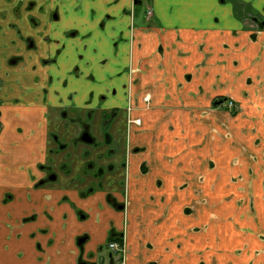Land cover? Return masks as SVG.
<instances>
[{
	"label": "crops",
	"instance_id": "1",
	"mask_svg": "<svg viewBox=\"0 0 264 264\" xmlns=\"http://www.w3.org/2000/svg\"><path fill=\"white\" fill-rule=\"evenodd\" d=\"M20 1L0 0V52L24 56L14 76L34 89L39 120L46 101L82 105L105 96L104 103H124L134 123L122 208L92 194L89 209L72 191L33 187L24 174L30 167L16 162L24 135L12 121L0 159L15 161L0 163L1 181L14 187V195H0V264H116L115 252L103 256L110 237L121 240L124 264H264V0ZM31 14L33 24H47L38 46ZM45 89L53 93L47 100ZM227 100L241 108L234 118H200ZM200 121L207 131L185 126ZM139 155L152 160L144 165ZM71 206L88 212L80 222L90 220L93 230L69 228L82 223Z\"/></svg>",
	"mask_w": 264,
	"mask_h": 264
},
{
	"label": "flooded vegetation",
	"instance_id": "2",
	"mask_svg": "<svg viewBox=\"0 0 264 264\" xmlns=\"http://www.w3.org/2000/svg\"><path fill=\"white\" fill-rule=\"evenodd\" d=\"M141 1L149 0H135V3L138 4ZM15 10L14 15H19V8L17 11ZM30 10L31 7H28L27 11L30 12ZM151 16L152 10L148 8L145 11L144 18L145 20H149ZM2 18H5L4 14ZM13 31L22 39L18 27H13ZM23 40L26 47H28L27 49H29L26 51H31L34 48L31 37ZM3 55L4 54L0 52V159L5 156L2 154V151L6 146V139L9 138V134L11 133V123L18 119L17 122H19V124H16L15 130L17 134L24 135V141L21 144L18 143L14 145L17 148L13 150L22 153L21 157H19L16 162L30 167L24 171V174L33 182V187L35 189L49 188L55 190V184L58 182L56 169H61L64 165L60 164L55 168L56 162L53 155H56L59 150L65 151L68 149V146H70L69 143L73 140V138L65 136L66 132L63 127L69 129L75 126L80 132L76 135L79 154L81 151H83L84 154L90 152L92 154L95 148L105 149L97 155V165L89 163L85 166L87 167L86 169L95 170V172H97L95 177L88 179L87 171L89 170H86L75 173V179H78L77 184L79 185L83 183L84 185L92 184L91 188H93V186H99V182H95V179H103L105 169H107V171L111 168L113 169V165L109 163V160H114L115 163H118L121 157L124 156L125 149H128V147L125 148L124 139L126 135L129 138L131 125L134 123L131 119L130 109L122 107L124 103L114 105L113 103H104L107 101L105 96H103L104 98L102 96L100 97V103H83L82 105H78L77 103H47L46 101V103H42L46 108V112L44 113L43 119L39 120L38 105L41 103H31L30 101V99L35 96L34 89H30L29 91L21 88L22 83L18 81V79L21 78L20 76L22 75L16 74L18 77L14 76V71L20 70L22 72L23 62L25 61L24 56L18 53L10 57H3ZM30 60L32 59L30 58ZM12 83L15 84L13 85ZM113 92L118 96H122V94L125 93L124 84L121 83L120 88ZM47 94L50 96L52 94L53 96L50 90L45 89L43 95L46 100L49 99ZM10 95L14 96V98L9 102L8 98ZM102 99L104 101H101ZM32 101L38 102V99H35V101L33 99ZM225 103L234 102L232 100H227ZM71 114H75L78 117L74 119L75 121L73 122L71 120L72 117H70ZM23 121L26 131L29 132L27 135L25 129L22 127ZM55 121L56 125L52 126ZM137 122L138 121H136L135 124ZM56 127L61 129L59 134H56V129H54ZM41 138H43L42 142ZM83 138H86V140H83ZM51 139L54 146L49 149V142ZM85 146L88 147L89 150L84 151ZM69 155L70 153L66 154V156ZM68 159L70 160V158ZM13 162H15L14 159L8 157V165ZM89 185L84 189L66 187L67 189L64 190L74 192L81 199L92 194H102L100 192L101 190L88 189ZM105 199L110 206L116 209L122 208L121 205L114 206L108 197L105 196ZM33 218L34 217H31V219ZM81 241L83 242V239H81Z\"/></svg>",
	"mask_w": 264,
	"mask_h": 264
},
{
	"label": "rangeland",
	"instance_id": "3",
	"mask_svg": "<svg viewBox=\"0 0 264 264\" xmlns=\"http://www.w3.org/2000/svg\"><path fill=\"white\" fill-rule=\"evenodd\" d=\"M41 6H43V5H41ZM43 8H44V6H43ZM32 16H33V14H31L29 19H28V25H29V27L32 28V31L34 32L33 33V38L35 39V45L38 46V45H41V43H42V42H39V38L44 36V31L46 29L47 24L45 23V24L41 25V22L39 20H37V23L40 25V27H38L37 25H35V24H33L31 22ZM44 17L46 19L50 20V21L53 18V16L51 14H49V13H46ZM44 17H42V23H43V20H45ZM53 24L56 26L54 29H56L57 26H59V24L57 22H53L52 25ZM44 42L48 43L47 40H44ZM66 42H68V38L63 39V43L62 44L65 45ZM79 56H83V54H81V53L77 54V63L75 65V67H79V69H81L84 59L79 60L78 59ZM69 89H70V83H68V87L62 89L64 95L66 94V92ZM29 91H30V89H29ZM77 100L73 99L70 102L74 103V102L77 101V103H80V101L82 99H80V98L78 99L77 98ZM93 103H100V102H98L97 97L94 98ZM213 106H214L213 107L214 109L213 108L209 109L210 113H207V112L199 113L200 118H202V116L208 117L209 115H214V116L217 117V120L219 122H222V121L225 122V119H226V121H228L229 120L228 118H234V116L236 114L241 112V108L236 103H215ZM191 115L194 116V117L197 116V114H195V113H192ZM70 117H72L71 118L72 122L75 121L74 119L78 118L75 114H71ZM55 125H56V121L53 122L52 126H55ZM207 125H208V123L206 124V121H205V124L203 126L201 124V121H200V124L199 123L198 124H188V125L185 124V126L191 127V128H193L195 126H199V128L201 127L200 130L202 132L203 131L204 132L207 131V129H206ZM63 128L65 129V132H66L65 136L73 138V140L69 143L70 146H68L69 147L68 149H66L65 151L64 150L63 151L59 150L56 155H53L54 159H55V162H56V167L55 168H57L60 164L64 165L63 168L56 169L57 170V174H58V182H56V184H55V186H56L55 190L62 191L64 189H67L66 187L73 188V189L74 188H76V189H84L89 184H85V185H84V183L80 184V185L77 184L78 183V179H75V176H74L75 173H79V171L89 170V169H86L87 168V167H85L86 164L93 163V164L97 165L98 162L96 161V157H98L97 155L99 153H101V151H104L105 149L95 148V149H93L92 154H91V152L87 153V154H84L83 151H81L80 154H79L78 153L79 150H78V147H77L78 146L77 145V136H76V135H78L80 133L79 130L75 126L73 128H69V129L66 128V127H63ZM54 129H56V134H59L61 132L60 128L58 129L56 127ZM243 136H246V134H244ZM124 142H125V148H127L128 147V142H129V138H128L127 135H126V137L124 139ZM53 146L54 145H53V142H52V139H51L50 142H49V149H51ZM87 150H89V149H88V147L85 146L84 147V151H87ZM67 153L68 154L70 153V155L66 156ZM68 158H70V160ZM139 160H141L142 162H145L144 165H146V163L147 164L150 163V161L152 159L151 158L148 159L146 157H142L141 155H139ZM127 161H128V152L125 149L124 156L121 157V159H120V161L118 163H115L114 160H109V163H111L113 165V169L111 168V169H109V171H107V169H105V171H104L105 174L104 175L102 174L103 175V179H95V182H99L98 183L99 186H93V188H91L92 184H90L91 186L89 185L88 189L101 190L100 192L104 196L108 197L110 199V202H112L114 204V206L115 205H121L122 206L121 202L120 201L118 202L117 198L120 200L121 198L127 197V195H126V193H127V187H126V176H127L126 166H127ZM50 162H51V160H50ZM161 162L162 161L160 159L157 162L153 161V163L157 164V165H160ZM0 163L1 164H7V156L4 159L0 160ZM136 165L138 167L140 166L139 161H138V163H136ZM144 165H143V167H144ZM83 173H85V172H83ZM145 173H146V170H143L142 174L144 175ZM96 174H97V172H95V170H89V171H87V175H88L87 178L91 179L92 177H95ZM1 180L2 179H0V182L3 183V184H2V186H0V195H6V196L14 195V187L11 186L10 184L6 183L5 181H1ZM20 181H23V179L22 180L20 179ZM87 198H89V196ZM87 198H85L83 200L82 208L87 207V208L91 209L90 206H89V203L87 201H85ZM88 201H89V199H88ZM219 203L220 202L218 201L217 205ZM71 208L75 211L74 212L71 209V211L75 213L76 221H78L77 224L82 222L79 227H77L74 224L70 223L69 224V228L71 230L73 228H74V231L75 230L89 231V230H93L94 229L93 223L89 222L90 220L89 221L84 220V221L80 222L81 217L86 216L88 214V212H85V211L81 212V209L76 208L74 206H71ZM100 208H101V211H102V206H100ZM60 209H61V207H56L55 212H58ZM105 212H101V214H103V215L107 214V210ZM185 212H186V214H188V213L192 212V209L189 208V207H186L185 208ZM217 222H219V221H217ZM96 224H99V227H101L103 229H104V225H106V223H101L100 224L99 222H97ZM115 225H116V223H115ZM108 226L110 228V226H111V222L110 221L108 222ZM110 230H113V229L111 228ZM83 238L84 237H79L77 243L79 244V242ZM80 246H82V245H80ZM106 248H107V246L103 247V251L106 253L103 256H105V258L107 259V254L108 253L106 252ZM119 248H121V249H119L120 252L116 253L118 255V257H116L117 259H116L115 263L116 264H124V261H123L124 247L121 244V245H119ZM81 249H82V247L79 248L80 251H81ZM102 262H103L102 258H97L96 262L92 263V264H101ZM112 264H114V263H112Z\"/></svg>",
	"mask_w": 264,
	"mask_h": 264
},
{
	"label": "built area",
	"instance_id": "4",
	"mask_svg": "<svg viewBox=\"0 0 264 264\" xmlns=\"http://www.w3.org/2000/svg\"><path fill=\"white\" fill-rule=\"evenodd\" d=\"M108 249L111 250V251H113V252H116L117 253V252H120L119 249H121V248H119V244H117L115 242H112V243H109L108 244Z\"/></svg>",
	"mask_w": 264,
	"mask_h": 264
},
{
	"label": "trees",
	"instance_id": "5",
	"mask_svg": "<svg viewBox=\"0 0 264 264\" xmlns=\"http://www.w3.org/2000/svg\"><path fill=\"white\" fill-rule=\"evenodd\" d=\"M116 241L120 242L121 240L118 241V240H113L111 237L109 238V242H116Z\"/></svg>",
	"mask_w": 264,
	"mask_h": 264
},
{
	"label": "water",
	"instance_id": "6",
	"mask_svg": "<svg viewBox=\"0 0 264 264\" xmlns=\"http://www.w3.org/2000/svg\"><path fill=\"white\" fill-rule=\"evenodd\" d=\"M83 140H86V138H83ZM79 243H82V241H80Z\"/></svg>",
	"mask_w": 264,
	"mask_h": 264
}]
</instances>
